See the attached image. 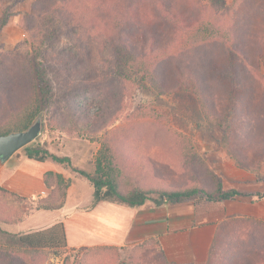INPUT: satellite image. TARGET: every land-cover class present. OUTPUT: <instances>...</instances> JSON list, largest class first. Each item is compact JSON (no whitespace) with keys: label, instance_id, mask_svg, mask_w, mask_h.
<instances>
[{"label":"trees","instance_id":"1","mask_svg":"<svg viewBox=\"0 0 264 264\" xmlns=\"http://www.w3.org/2000/svg\"><path fill=\"white\" fill-rule=\"evenodd\" d=\"M8 19L4 15L0 27ZM22 26L29 48L0 52V134L27 129L50 109V118L70 134L80 130L94 138L104 130L91 170L32 142L23 147L28 157L57 164L87 181L99 198L132 207L148 200L176 203L199 193L212 201L244 195L224 188L187 135L163 121H154L152 131L134 120L140 108L109 129L119 116L111 103L124 101L125 92L93 97L91 91L107 77L105 71L111 76L122 70L135 75L132 83L146 82L160 93L192 91L206 119L226 125L223 140L231 156L256 172L264 160V0L230 5L226 0H34ZM54 65L58 73H52ZM95 65L97 79L90 72ZM65 112L69 120L61 117ZM250 154L261 159L252 162ZM174 165L183 176L176 177ZM44 181L51 192L36 208H60L70 178L49 170ZM221 229L207 264H264V220L230 217ZM10 236L0 243V264H45L46 250L67 253L63 221ZM148 248L159 251L156 264H192L168 260L154 237L121 246L123 254L105 263L88 264H138ZM69 260L66 256L64 264Z\"/></svg>","mask_w":264,"mask_h":264},{"label":"rangeland","instance_id":"2","mask_svg":"<svg viewBox=\"0 0 264 264\" xmlns=\"http://www.w3.org/2000/svg\"><path fill=\"white\" fill-rule=\"evenodd\" d=\"M33 1L34 0H4L1 2L0 21L4 15H8L10 18L11 11H14L15 14H21L19 25L23 31L21 33L18 31L16 33V36L20 34V39L16 41V44L14 45L8 43V38L0 39V52L12 50L16 47L22 49L29 48V34L24 30L22 21L23 15L30 10ZM232 1L233 0H226V4H232ZM6 35H8V32ZM58 68V66L52 68V73H58ZM261 70L262 73H264V57L261 62ZM90 72L93 73V78H99L100 74H96L100 73V71L97 72V65L92 67ZM125 73L129 76L132 74L122 70L119 74L112 73L111 76H108V71H105L104 75L107 77L96 81L93 90L91 91L93 97L99 96V93H104L102 95L108 97V93H110V95L115 93L116 95L119 91L124 90L125 92L124 101L120 102L118 99L111 103V110L117 112L119 116L114 121L115 123L109 126V129L123 125L124 122L128 121L127 117L131 116L137 108H140L142 112L138 114L134 120L140 121L141 123L146 122L148 128L152 131V123L154 121H163L165 124H169L187 135L188 138L191 139L201 158L207 163L208 167L215 172L218 178L221 179L218 171H231V168H229L231 164L240 169H245L246 171L249 170L243 165L238 164L228 152L223 140L227 132L226 125L220 124L218 121L209 122L206 119L202 110L201 102L194 92L180 91L169 94L160 93L146 82H144L142 86L137 83H132L131 80L135 78V75L133 76L132 74L131 77L126 78ZM51 111L52 110L50 109L47 114L45 113V115H41L43 129L40 135L32 141V144L35 146H43L60 155H69L75 165H78L83 169L91 170L93 167V161L101 147L104 130L100 129L94 138H89L86 133L83 135L80 134V130H75L73 134H70L58 126L54 118H50L49 113ZM70 116L69 113L65 112L61 117L65 120H69ZM155 149L156 147L152 146L151 152H154ZM250 159L252 162H255L256 160H260L261 156L250 154ZM34 160L40 161L28 157L25 148H21L4 164H0V182H2L3 176L8 177L9 174L18 170L24 174L28 172L30 168L35 167L33 168L34 170L31 171L33 179L28 180L27 184H29V187L37 186L41 181V177L37 171L41 172V170L38 167L36 168V161ZM174 167L176 169L174 173L176 177L183 176L182 168L176 167L175 165ZM170 168L171 166L164 167V173H169ZM59 169L63 171L62 174L65 178L68 179L72 176L63 168ZM262 169H264V160L259 163L257 171H261ZM77 184L80 185L79 192L83 195L85 201H87L92 192V188H90V186L82 179L76 180V185ZM50 192L51 189L47 194H41L43 196H39L38 198L29 197L22 199L0 190V243L10 240V235L35 230L37 227L31 226L29 223H32L37 219L45 220L47 218L46 216L41 215L31 217V213L37 209L38 199L41 197H48ZM199 196L205 197L200 193L194 197ZM84 202H78V204L71 203V207L73 205L86 204L85 206H87L89 204L88 202ZM85 206L81 207L85 208ZM88 249L90 248L86 247L75 250L67 249V253L63 256V264L65 263L66 256L70 257V264H88L91 259H95L97 263H103L111 257H117L118 254H123V251L119 246H106V248L97 249L94 252L91 250L88 251ZM46 253L47 261L45 264H52L50 259L59 255L50 250H46ZM143 257V260L138 264H156V262L158 263V261L161 260L160 253L155 248H148Z\"/></svg>","mask_w":264,"mask_h":264},{"label":"crops","instance_id":"3","mask_svg":"<svg viewBox=\"0 0 264 264\" xmlns=\"http://www.w3.org/2000/svg\"><path fill=\"white\" fill-rule=\"evenodd\" d=\"M11 12L7 23L0 27V39L8 38V43L14 45L20 39V34L16 36V33H21L23 29L19 25L21 14ZM37 167L41 170L37 171L41 177L37 186L29 187L27 184L28 180L33 179L31 171L35 167L24 174L18 170L8 177L3 176L0 185L26 198L43 196L41 194H47L50 190L44 181L45 173L49 170L58 173L63 171L59 169V165L47 161H36ZM229 168L231 171H218L224 188L237 189L244 195H237L225 201H212L199 196L176 203L164 201L161 205L148 200L139 207L99 198L87 181L71 174V184L67 188L63 205L56 209H35L31 217L41 215L47 218L37 219L29 224L39 230L63 221L69 250L121 247L154 237L159 240L168 260L177 263L207 264L215 235L223 229L221 224L227 219L254 217L264 220V169L256 172L246 171L233 164ZM77 178L84 180L92 188L87 201L79 192ZM78 202L89 204L71 207V203Z\"/></svg>","mask_w":264,"mask_h":264},{"label":"water","instance_id":"4","mask_svg":"<svg viewBox=\"0 0 264 264\" xmlns=\"http://www.w3.org/2000/svg\"><path fill=\"white\" fill-rule=\"evenodd\" d=\"M43 121L38 117L27 129L0 134V164H4L18 150L34 141L42 132Z\"/></svg>","mask_w":264,"mask_h":264},{"label":"built area","instance_id":"5","mask_svg":"<svg viewBox=\"0 0 264 264\" xmlns=\"http://www.w3.org/2000/svg\"><path fill=\"white\" fill-rule=\"evenodd\" d=\"M52 264H63L64 257L63 255H56L50 259Z\"/></svg>","mask_w":264,"mask_h":264}]
</instances>
